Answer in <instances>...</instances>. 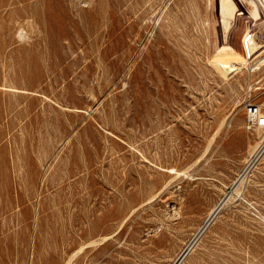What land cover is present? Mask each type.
Returning a JSON list of instances; mask_svg holds the SVG:
<instances>
[{
    "label": "rangeland",
    "instance_id": "1",
    "mask_svg": "<svg viewBox=\"0 0 264 264\" xmlns=\"http://www.w3.org/2000/svg\"><path fill=\"white\" fill-rule=\"evenodd\" d=\"M253 1L0 0V264L173 262L264 136ZM239 189L181 264H264V154Z\"/></svg>",
    "mask_w": 264,
    "mask_h": 264
},
{
    "label": "bare ground",
    "instance_id": "2",
    "mask_svg": "<svg viewBox=\"0 0 264 264\" xmlns=\"http://www.w3.org/2000/svg\"><path fill=\"white\" fill-rule=\"evenodd\" d=\"M246 2L251 4L252 10L246 9L245 5H243V3H246ZM262 2H264V1H262ZM208 3H210V2H208ZM236 4H238L240 6V8L243 10L244 14L248 15V17H250L251 19H254V20H259L260 19V13L261 12H260L258 6L256 5V3L253 0H236V2L234 0H219V13H224L226 15L225 16L226 18L221 21L225 33H228L230 28H231L232 19H231L230 16L236 15V13H237V5ZM262 8H264V7H262ZM210 36H211V34H210ZM256 36L257 35L251 34L249 31L245 32V34H244V36L242 38V44L245 46V48L247 49L248 52L254 51L255 48L257 47L258 44H255V42L253 40V38H255ZM211 45L213 46V44H211ZM217 45H219V44L217 43ZM220 45L215 47L214 55L229 56V55L236 54V51L230 45H223V46H220ZM262 64H264V57H261V59L258 60L256 66H259V65H262ZM230 66H231V68H237V62L232 61L230 63ZM256 66H254L253 69H255ZM261 129L262 128H259L260 131H262ZM256 130H257V128H256ZM257 131L255 132L256 134H257ZM259 138H260L259 142H257L254 146H252L249 149L248 156L246 157V160H245L246 164H245L243 170L237 175V177L234 179V181L229 186L228 190L224 193V195L220 198V200L217 201L214 205H212V207L207 212V215H206L204 221L200 225L195 227L196 230H195V232H193V234L191 233L193 235L192 239L185 245V247L181 250L180 253L178 252L179 254L173 260V262L169 263V264H181V262H182L183 258L185 257V255L191 250L192 245H193L195 239L197 238V236L204 229L208 228V226L210 225L212 220H214L215 216L217 215V213L219 212L221 207L225 204L226 201H228V199L230 197H232L233 195L234 196L236 195L237 197L243 199L242 193H241L239 188L243 184V181H244V179H245V177L247 175V171H248V169L250 167V164L253 161H255L256 159H258L262 154H264V144H262V142H264V136L260 135ZM260 149L262 151H260ZM183 173H184V171H183ZM260 216H261V219H264V216H262V214ZM105 239H106V237L103 236L101 241L105 240ZM90 242H92V243L94 242L95 243V241H90ZM81 246H83V245H81ZM82 248L83 247L79 248V250H81ZM66 264H69V261Z\"/></svg>",
    "mask_w": 264,
    "mask_h": 264
},
{
    "label": "built area",
    "instance_id": "3",
    "mask_svg": "<svg viewBox=\"0 0 264 264\" xmlns=\"http://www.w3.org/2000/svg\"><path fill=\"white\" fill-rule=\"evenodd\" d=\"M243 108L245 124L248 130L264 128V106L256 102L248 101L244 103ZM260 151L262 150L260 149Z\"/></svg>",
    "mask_w": 264,
    "mask_h": 264
}]
</instances>
